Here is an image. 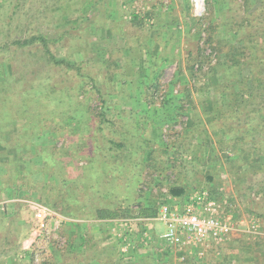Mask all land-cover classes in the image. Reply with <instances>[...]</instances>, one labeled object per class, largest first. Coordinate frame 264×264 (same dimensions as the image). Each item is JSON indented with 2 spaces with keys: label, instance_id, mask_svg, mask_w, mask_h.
Segmentation results:
<instances>
[{
  "label": "rangeland",
  "instance_id": "obj_1",
  "mask_svg": "<svg viewBox=\"0 0 264 264\" xmlns=\"http://www.w3.org/2000/svg\"><path fill=\"white\" fill-rule=\"evenodd\" d=\"M238 4L243 0H206L200 23L189 0H23L16 16L12 1L0 0V47L38 33L57 40L49 45L51 53L73 65L51 67L41 49L28 47L29 53L15 55L11 80L0 84L9 83L17 107L24 94L39 99L25 104L27 112L13 113L9 102L0 104L1 117L7 116L0 117L5 126L0 131V243L6 242L0 262L34 264L31 252L41 227L56 221L39 205L82 220L61 223L66 244L46 247L39 264H73L74 235L77 245L86 239L85 250L108 264H264V205L255 203L254 192L235 191L228 161L216 147L217 109L228 110L230 90L222 72H214L220 56L212 47L225 39L222 18L238 17ZM93 8L98 20L83 21ZM132 15L139 17L136 23ZM63 32L68 35L60 39ZM209 32L211 45L206 44ZM0 54L9 55L6 49ZM184 88L189 101L180 100ZM108 140L123 145L112 150L115 157L108 153L113 148ZM170 185L183 187L186 195L215 188L238 222L237 230L201 260L179 262L158 239L144 247L134 223H120L154 217L138 211L156 210L164 198L155 190ZM126 210L133 216H124ZM99 211L117 217L98 219ZM90 220L93 233L69 228ZM155 226L158 237L163 225Z\"/></svg>",
  "mask_w": 264,
  "mask_h": 264
},
{
  "label": "trees",
  "instance_id": "obj_2",
  "mask_svg": "<svg viewBox=\"0 0 264 264\" xmlns=\"http://www.w3.org/2000/svg\"><path fill=\"white\" fill-rule=\"evenodd\" d=\"M11 1L13 5L12 15L16 16L17 10L19 11L23 0ZM238 5L239 7L236 8L239 11L238 17L222 18L225 39H222V41L217 40L216 45L212 47L215 53L217 52L218 56H220L218 64L214 67V72H222V76L226 81L225 89L230 90L227 102L228 110L223 112L222 109H217L221 118L218 121L220 123L218 130L221 134L216 139V147L217 151L228 161V173L233 179L235 191L242 194L254 192L259 196L258 202L255 203L257 205L260 203L264 205V0H255L253 3L250 0H243V4ZM91 10L92 12L83 15L85 18L82 19L83 21L89 20L95 23L98 20L97 16L94 15V8ZM138 18V16L132 15L133 22L136 23ZM29 24H33V22L28 23L25 31L29 27ZM66 35L68 34L63 32L60 39L66 37ZM55 41L57 40L35 33L32 35L28 34L24 39L14 40L11 47L10 45L0 47V51L1 49H6L9 54L7 56H1L0 54V84L11 80L9 72L12 68V61H15V55L24 54L26 51L29 53L32 48L28 47L32 46L38 47L36 50L41 49L47 55V60L51 67L65 65L72 68L73 65L64 60H57L51 53L49 45L55 43ZM213 41L212 32H209L206 44L211 45ZM192 67L191 64L190 72ZM229 83H232L235 88L232 85L230 86ZM157 87L158 84L155 83L153 87L149 88H152L153 91ZM181 92L180 100L184 97L185 101H189V90L184 88ZM148 93L151 96V92ZM13 96L15 95L9 83L6 87L0 88V104L9 102L11 105L10 110L13 113L19 110L27 112L25 104L27 102L36 103L39 100L37 97H32L31 95L29 96L30 99H27L24 94V96H20L21 101L17 107ZM71 96H74V94ZM68 102L70 101L68 100ZM37 104L40 106L39 108L42 113L41 108L44 107L41 106L43 104L41 102ZM104 112L106 111L103 110L100 113L99 116L101 118H104ZM2 113L4 112L0 110V117ZM5 117L7 116L1 117L3 121H5ZM4 127L0 123V131ZM201 142L197 146V150L203 145V141ZM108 143L113 147L108 149V153L111 157H115L116 153L112 154V150L116 149L118 151L123 145L122 143L109 140ZM226 151H231L233 156H226L224 153ZM194 158L196 159L197 157L194 156ZM258 177H263V180L255 184L254 181ZM208 179L211 180L210 175ZM167 190L170 198L175 203H181L182 199L187 196L186 190L183 187L170 185ZM200 190L207 191L209 196L215 200L220 201L221 199V195L213 187L210 189L201 188ZM160 196L163 197L161 194ZM50 208L54 209V207ZM61 213L66 217L80 218L68 211ZM138 213L140 216H154L156 210L152 207L151 209L143 208ZM133 214V211L126 210L124 216H133ZM115 217L117 215L109 211H99L96 215L98 219Z\"/></svg>",
  "mask_w": 264,
  "mask_h": 264
},
{
  "label": "built area",
  "instance_id": "obj_3",
  "mask_svg": "<svg viewBox=\"0 0 264 264\" xmlns=\"http://www.w3.org/2000/svg\"><path fill=\"white\" fill-rule=\"evenodd\" d=\"M189 4L192 16L200 23L205 20L207 15L206 0H189ZM201 36V45L204 46L205 36L204 34ZM214 56L213 53L210 55L212 63H214ZM198 67L199 65H196L195 70ZM155 192L163 195L164 200L157 202L154 217H136L120 222L121 225L122 223L125 225L129 223L143 225L139 235L140 243L144 247L158 239L163 247L168 248V252L179 256V262H183L185 259L201 260L205 257L208 249L217 247L232 232L237 230L238 222L227 214L225 204L211 198L205 190L190 193L182 199L181 203L173 202L165 187H160ZM37 207L42 209V214L45 213L47 216L50 215L51 218L58 220L53 222L55 223L53 225L41 227L31 252V259L34 264L43 261L46 254L45 248L49 245L61 249L66 244V239L59 234V227H61L62 222L78 221L68 219L39 205ZM156 222L163 225V231L158 237L155 236L156 232L153 231Z\"/></svg>",
  "mask_w": 264,
  "mask_h": 264
},
{
  "label": "crops",
  "instance_id": "obj_4",
  "mask_svg": "<svg viewBox=\"0 0 264 264\" xmlns=\"http://www.w3.org/2000/svg\"><path fill=\"white\" fill-rule=\"evenodd\" d=\"M75 220H77V219H75ZM80 221H82V220H80V219H78V221H77V223L78 222H80ZM86 222V225L85 224H77V225H70L69 226V228L71 229V228H74V229H71V231L72 230H75L74 232H75V234H76V232L77 233H81L83 230H79L80 228L82 229H85L86 227L87 228H89V233H93L92 231H91V229L90 228H93L92 227V225H95V223H94V220H90V221H85ZM134 225H135V227H137L136 229L137 230H139V232H140V230H141V228L140 227H142L143 228V225L142 224H139V225H136V223H134ZM155 226V225H154ZM78 229V230H77ZM93 230V229H92ZM154 232H156V226H155V228H154V230H153ZM77 238H79L78 236H76V235H74L73 236V238L72 239H74L75 240V247H72V250H70V252H69V256H70V260L71 259H74L73 260V264H108V263H106L107 261H103V259H100V258H98V257H94V255L93 254H89L88 253V250L86 249L85 250V248H87L86 246V239L84 240V241H81V242H79L78 243V245H77V243H76V241L78 240ZM26 241V240H25ZM4 243H6V242H1L0 243V247L4 244ZM152 244V243H151ZM155 244V242L153 243V246H155L154 245ZM152 246V245H151ZM152 246V247H153ZM155 249H152V252H154L153 250H155L156 251V247H154ZM144 253H146L145 251H143ZM143 255V254H142ZM145 255V254H144ZM148 255H149V253H148ZM147 255V256H148ZM94 257V258H93ZM80 258V259H79ZM2 262V263H1ZM0 262V264H12L11 263V261H8V259H5L4 261H1ZM72 262V261H71ZM136 264V263H135Z\"/></svg>",
  "mask_w": 264,
  "mask_h": 264
}]
</instances>
